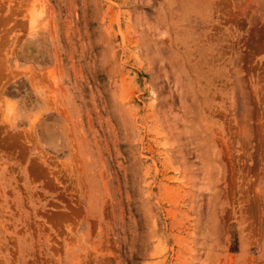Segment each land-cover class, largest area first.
Returning a JSON list of instances; mask_svg holds the SVG:
<instances>
[{"label":"rangeland","instance_id":"1","mask_svg":"<svg viewBox=\"0 0 264 264\" xmlns=\"http://www.w3.org/2000/svg\"><path fill=\"white\" fill-rule=\"evenodd\" d=\"M0 264H264V0H0Z\"/></svg>","mask_w":264,"mask_h":264}]
</instances>
